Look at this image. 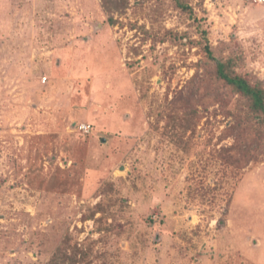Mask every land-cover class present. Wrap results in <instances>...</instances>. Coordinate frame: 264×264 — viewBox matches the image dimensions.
Instances as JSON below:
<instances>
[{
    "label": "rangeland",
    "instance_id": "obj_1",
    "mask_svg": "<svg viewBox=\"0 0 264 264\" xmlns=\"http://www.w3.org/2000/svg\"><path fill=\"white\" fill-rule=\"evenodd\" d=\"M210 53L264 83V0H0V264H264V127Z\"/></svg>",
    "mask_w": 264,
    "mask_h": 264
},
{
    "label": "trees",
    "instance_id": "obj_2",
    "mask_svg": "<svg viewBox=\"0 0 264 264\" xmlns=\"http://www.w3.org/2000/svg\"><path fill=\"white\" fill-rule=\"evenodd\" d=\"M210 57L216 64L215 77L217 80L224 82L232 92L243 98L247 102L249 111H251L254 119L258 120V127H264V83L262 81H258L255 84L251 83L246 77L236 73L233 70L231 60L217 59L212 53H210ZM237 146L236 143L233 148L224 150L226 154L223 156L226 163L231 165L239 164V155L242 150L238 152L239 155L236 153L234 155L229 154L237 150ZM245 148L248 149V146L245 145Z\"/></svg>",
    "mask_w": 264,
    "mask_h": 264
}]
</instances>
